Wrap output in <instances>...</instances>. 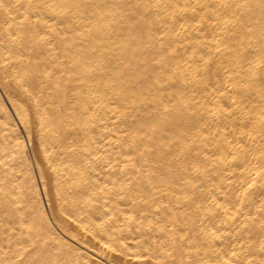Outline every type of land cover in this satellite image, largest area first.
<instances>
[{
	"label": "snow or ice",
	"instance_id": "obj_1",
	"mask_svg": "<svg viewBox=\"0 0 264 264\" xmlns=\"http://www.w3.org/2000/svg\"><path fill=\"white\" fill-rule=\"evenodd\" d=\"M0 133V264H264V0H0Z\"/></svg>",
	"mask_w": 264,
	"mask_h": 264
},
{
	"label": "bare ground",
	"instance_id": "obj_2",
	"mask_svg": "<svg viewBox=\"0 0 264 264\" xmlns=\"http://www.w3.org/2000/svg\"><path fill=\"white\" fill-rule=\"evenodd\" d=\"M9 131H10V129H9ZM2 137H3V133H0V139H2ZM73 227H75V226L73 225Z\"/></svg>",
	"mask_w": 264,
	"mask_h": 264
}]
</instances>
